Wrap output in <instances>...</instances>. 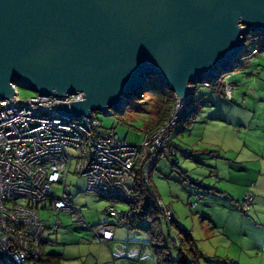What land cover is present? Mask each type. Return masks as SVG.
<instances>
[{
    "label": "water",
    "instance_id": "obj_1",
    "mask_svg": "<svg viewBox=\"0 0 264 264\" xmlns=\"http://www.w3.org/2000/svg\"><path fill=\"white\" fill-rule=\"evenodd\" d=\"M250 32L264 39V0H0V100L16 83L82 93L54 111L90 119L124 111L153 77L184 100L239 65Z\"/></svg>",
    "mask_w": 264,
    "mask_h": 264
},
{
    "label": "rangeland",
    "instance_id": "obj_2",
    "mask_svg": "<svg viewBox=\"0 0 264 264\" xmlns=\"http://www.w3.org/2000/svg\"><path fill=\"white\" fill-rule=\"evenodd\" d=\"M245 37L248 53L234 70L222 74L223 83L233 88L231 97L227 99L214 89L194 85L196 92L193 98L199 110L196 122L179 124L172 133L174 146L181 147L188 156L179 152V157L173 158L167 151L152 173V184L160 203L172 210L179 226L191 231L197 241L204 255L200 264H226L228 261L232 264H264V227L258 226L264 221V207L253 221L251 212L243 213L239 203L231 201L233 198L240 202L249 196L255 174L252 169L264 159V39L259 32H250ZM215 81L208 80V83ZM16 89L21 99L37 96L27 85L16 83ZM150 108L149 94L146 93L144 98L134 96L130 99L124 111L111 109L109 115L101 111L96 113L107 132L113 130L121 140L140 145L151 120ZM193 158L203 161L198 163ZM173 162L183 171L190 170V179L202 182L205 188L192 185L173 167ZM216 164L223 173L231 174L229 180H224L222 174L221 179L212 174L216 173ZM243 166L248 168H244V174L240 173ZM67 182L72 202L88 226L106 222L118 224L117 255L122 254V259L126 260L124 253L129 250L131 258L138 260L142 256L139 249H143L146 243L142 261L156 264L149 237L144 231L150 225L149 220L139 225L142 229L130 230L120 223L119 216L110 218L107 214L112 205L119 214L127 211V203H113L88 193L87 180L73 171ZM213 187L215 190H209ZM228 207L236 208L237 213H231ZM40 215L46 224L42 257L61 255L62 264H113L110 244L95 241L92 231L75 224L70 213L41 210ZM57 222L60 228H56ZM161 224L166 245L176 259L173 248L176 235L171 230L168 239V229L162 217ZM150 248L153 255L150 253L148 256ZM185 264H191L190 260Z\"/></svg>",
    "mask_w": 264,
    "mask_h": 264
},
{
    "label": "built area",
    "instance_id": "obj_3",
    "mask_svg": "<svg viewBox=\"0 0 264 264\" xmlns=\"http://www.w3.org/2000/svg\"><path fill=\"white\" fill-rule=\"evenodd\" d=\"M203 85L210 86L208 83ZM16 87V85H15ZM232 87L226 88L228 98ZM0 100V264H26L39 252L46 230L41 210L68 212L82 228L89 227L72 202L68 176L87 180L88 193L129 205L135 202L137 174L148 182L153 163L168 148L171 134L188 110L190 98L178 100L169 121L140 145L107 132L97 113L69 118L54 111L57 103L82 100V93L67 97L40 96ZM110 114V112H109ZM61 187H63L61 189ZM253 198L246 197L248 211ZM165 218L172 212L161 204ZM109 217L118 216L112 205ZM56 228H60L57 222ZM95 241L114 239L116 226L91 227Z\"/></svg>",
    "mask_w": 264,
    "mask_h": 264
},
{
    "label": "trees",
    "instance_id": "obj_4",
    "mask_svg": "<svg viewBox=\"0 0 264 264\" xmlns=\"http://www.w3.org/2000/svg\"><path fill=\"white\" fill-rule=\"evenodd\" d=\"M256 53L257 52L255 51L254 54ZM159 81L160 79L158 77L151 78L147 90L145 88L143 93L139 95H133V97L135 96L137 98H144L146 93L149 94L150 105H151L150 108L151 120L149 121L146 127L145 136L146 135L151 136L155 134L169 121L173 109L175 107V104L177 102L175 92L169 87L159 84ZM205 83H208V81ZM208 84L210 86H206L203 84L202 86L204 88L214 89L218 91L220 94L226 96L227 99H229L226 93V88L232 86L228 84H224L222 80V76L219 78V80L215 81L214 83H208ZM195 92H196V88H194V91L190 97L191 102L189 104L188 110L186 111L182 119L177 123L176 127L179 124L192 125L196 122L197 116L199 115V110L196 108V105L194 103L195 101L193 96ZM129 100L130 99H127V104ZM167 151H169L170 155L173 158H178L179 152L181 153V155L185 157L188 156L184 150L179 149L177 146H174V144L172 143V134H171V139L169 141L168 148L160 154V156L153 163L150 169L148 182L147 181L144 182L142 175L137 174L136 180L134 182V187L136 190L135 192L136 199L129 210L131 217L126 220L125 215L127 212L124 211L118 214L119 221L121 224L128 226L130 230L142 229L139 225L145 221L148 220L150 221L149 227L144 229V231L147 233L149 237V242L152 246V250L156 257V264H180V263L185 264L188 260H190L191 264H200V261L204 258V255L199 250L197 246V241L194 239L192 232L185 228L180 227L179 223L174 219V214L172 210L162 204L164 208L172 212V216L170 220H167L165 218L164 209L161 207V203L159 201L155 188L152 184V173L157 168L156 167L157 163L161 160L162 157H164ZM173 167H176L179 170V172L184 175V178L188 180L192 185L198 188H205L202 182L190 179L189 173L187 171H183L182 168L174 162H173ZM212 174L216 176V173H212ZM211 189L215 190L214 187L210 188L209 190ZM217 193L225 194L224 192H217ZM249 196L252 197L251 195ZM246 197L244 198V201L240 206L243 213H248L252 206L251 204L248 211L243 210V204L246 200ZM105 200L116 203V201H112L111 199L108 198ZM161 217L166 222V226L168 229L167 238L169 239L171 237V230L176 235V241L173 242V248L177 254L176 259L172 257L169 247L166 245V238L164 236V232L161 224ZM110 218H114V217H110ZM102 224H110V223L107 222ZM115 226H118V224H116ZM90 228L91 227L89 226V227H85L84 229L90 230ZM45 244L46 242L41 239L37 245L39 249L37 256L35 258L28 260L26 264H62L63 263V256L58 254H49V255H44L42 257V251L44 249ZM226 264H232V262L228 261V263Z\"/></svg>",
    "mask_w": 264,
    "mask_h": 264
},
{
    "label": "crops",
    "instance_id": "obj_5",
    "mask_svg": "<svg viewBox=\"0 0 264 264\" xmlns=\"http://www.w3.org/2000/svg\"><path fill=\"white\" fill-rule=\"evenodd\" d=\"M177 147L179 149H182L179 146H177ZM205 151H206V154H208V151L207 150H205ZM196 152H198V151H196ZM190 157L192 158V156H190ZM194 160L197 161L198 163L203 161V159H194ZM256 161L259 162V160H256ZM244 168L248 169L245 166H243L242 169L240 170V173H243V174L246 173L244 171L245 170ZM215 169H216V177H219V179H221L220 178L221 174L224 176V180L225 179L229 180L231 178L230 177L231 174L230 173L229 174L223 173L218 164L215 165ZM252 171L255 173L254 174V180H252V181H254L253 182V189H252L251 192H248V194L251 195L253 197V199H254L253 203H252V206L250 208V211H249V212L252 213V215H254V216H252L253 218H250L251 220L254 221L255 220L254 217H256L255 215H258V213H262V211H263L262 207H264V159L261 161L260 165H258L257 167L253 168ZM187 172L190 173V170H187ZM224 193H225L226 196L229 195V194H226V192H224ZM231 201L234 202V203H239V209H240V206L243 203L244 198L240 199V202L235 201L233 198H232ZM260 204H261V206H260ZM228 208H229V211L231 213L232 212H236L237 213L236 208H233V207H228ZM114 225H116V224H114ZM258 226L264 227V221L261 224H259ZM116 229H117V226H116ZM119 237H120V233H117V231L115 230L114 239L112 241H110V242H107V244H110V247H112V251H113V254H114V260L112 262L113 264H135V262L138 263V264H147L145 261L144 262L142 261L143 260L142 257L144 256V251L146 250V247H147L146 243L143 245V249H141V250L139 249L140 252L142 251V256H140L138 258V260H136V259L133 260L132 258H134V257L131 258V256L129 255V250H128V252L124 253V255L126 256V260H123L122 259L123 255L122 254L121 255H119V254L117 255V252H116V248L119 245V242H118V238ZM149 247H151V245ZM150 253H151V255H153L151 248H150V251L148 253V256H150ZM140 255H141V253H140ZM106 264H111V262H106Z\"/></svg>",
    "mask_w": 264,
    "mask_h": 264
}]
</instances>
